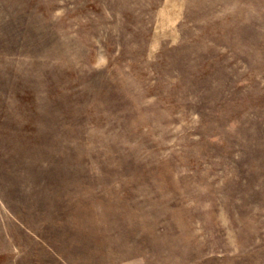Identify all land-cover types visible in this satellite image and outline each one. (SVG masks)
<instances>
[{
  "label": "rangeland",
  "instance_id": "rangeland-1",
  "mask_svg": "<svg viewBox=\"0 0 264 264\" xmlns=\"http://www.w3.org/2000/svg\"><path fill=\"white\" fill-rule=\"evenodd\" d=\"M0 264H264V0H0Z\"/></svg>",
  "mask_w": 264,
  "mask_h": 264
}]
</instances>
